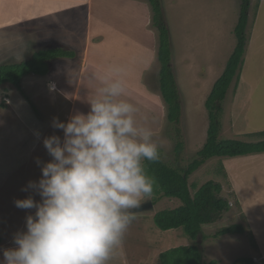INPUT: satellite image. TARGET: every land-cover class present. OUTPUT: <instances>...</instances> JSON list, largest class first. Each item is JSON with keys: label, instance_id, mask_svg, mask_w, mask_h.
<instances>
[{"label": "rangeland", "instance_id": "374dc122", "mask_svg": "<svg viewBox=\"0 0 264 264\" xmlns=\"http://www.w3.org/2000/svg\"><path fill=\"white\" fill-rule=\"evenodd\" d=\"M161 1L172 35V67L182 115L179 124L169 122L168 106L159 92L161 64L154 60L142 77L148 86L143 87L147 91L144 99L149 107L146 108L148 112L136 116V119L150 127L154 139L162 144V160L173 168L186 169L198 157L207 141L211 121L206 101L237 45L235 28L241 0ZM251 1L247 46L240 71L222 105L220 140L247 143L264 140L256 136L264 131V0ZM29 2L0 0V66L29 61L38 51L56 47L77 56L51 61L47 75L25 76L21 90L12 84L0 87V163L4 162L0 166L5 167L4 159L9 161L19 154H25L22 162L25 171L31 167L41 170L36 163L37 158L43 162L51 159L43 145L45 137L53 134L63 137L62 130L52 127L53 119L67 122L76 108V112L87 114L90 110L88 101L101 86L99 81L86 76L88 84L85 83L81 91L79 87V81L86 71L98 69L88 61L90 54L100 52L94 49L96 44L102 43L99 32L87 30V15L97 18L95 6H86L87 0L79 3L77 0H61L62 5H55L59 12L57 8L48 7L49 13L38 17L40 0L37 3L33 0L34 10L25 5H29ZM29 10L34 18L24 21ZM7 13H10L11 19L5 16ZM151 13L153 20L152 7ZM154 30L157 34V53L158 32ZM86 34L89 38L91 36L88 44L84 40ZM93 58L107 67L102 58ZM124 79L127 81V76L124 75ZM128 81L130 96V89L135 83L132 79ZM51 84L55 85L54 91L50 90ZM179 142L183 145L180 151L177 150ZM30 150H34L31 156ZM9 165L12 166L11 163ZM2 167L0 175L6 177ZM12 168L11 173V169L7 170L12 179L25 175L19 174L20 170H15L14 165ZM210 181L222 187L220 197L228 200L230 209L219 221L203 227L206 239L200 242V246L204 262L234 264L239 258L249 257L254 259V264H264V153L208 160L189 178L192 194ZM157 199L153 210L136 213L137 218L110 264H161L163 253L195 244L183 229L164 232L156 227L153 218L158 211L182 205L176 198L158 196ZM149 201H152V197L145 199L142 205H147ZM2 216L0 213V238L5 239L8 228ZM231 225L243 226L245 233L213 238L220 229Z\"/></svg>", "mask_w": 264, "mask_h": 264}, {"label": "clouds", "instance_id": "9594fccd", "mask_svg": "<svg viewBox=\"0 0 264 264\" xmlns=\"http://www.w3.org/2000/svg\"><path fill=\"white\" fill-rule=\"evenodd\" d=\"M125 73L119 65L92 73L101 86L87 114L53 119L63 137L43 139L51 159L37 158L42 175L22 189L40 200L30 194L14 201L35 212L26 216V231L15 234V247L3 250L0 264H110L117 255L157 183L145 161L162 158L153 130L136 119L138 106L123 98Z\"/></svg>", "mask_w": 264, "mask_h": 264}, {"label": "trees", "instance_id": "16d2710c", "mask_svg": "<svg viewBox=\"0 0 264 264\" xmlns=\"http://www.w3.org/2000/svg\"><path fill=\"white\" fill-rule=\"evenodd\" d=\"M153 10V27L158 32L159 49L158 59L161 64L160 93L168 106V120L172 124H179L182 107L181 99L172 67L171 34L165 19L161 0H148ZM251 0H241V11L238 24L235 28L237 45L227 61L222 76L216 81L206 101L209 110L210 126L204 148L198 157L186 169H176L166 164L162 158L159 162L145 161L149 175L156 178V185L152 194L155 205L159 198H176L182 205L171 210L158 211L154 224L161 231L183 229L185 234L195 242L194 245L171 249L161 255V264H206L200 242L206 239L203 227L219 221L223 214L230 209L228 200L220 197L222 187L212 181L196 190L192 194L189 178L208 160L214 157L235 158L264 153V140L257 143H247L236 140H220V118L223 112V102L234 78L240 71L245 54L248 36L249 10ZM73 52L62 48H50L34 54L33 58L19 64H4L0 66V86L12 84L21 90V82L27 75H47L50 71V62L59 58H74ZM264 138V131L256 134ZM182 144L179 142L177 150ZM162 153V151H161ZM156 201V202H154ZM245 229L241 225H231L220 229L213 235L217 239L227 235H243ZM253 258L237 259L234 264H254ZM210 264H215L211 262Z\"/></svg>", "mask_w": 264, "mask_h": 264}, {"label": "crops", "instance_id": "0c3cea01", "mask_svg": "<svg viewBox=\"0 0 264 264\" xmlns=\"http://www.w3.org/2000/svg\"><path fill=\"white\" fill-rule=\"evenodd\" d=\"M29 1V5L28 3L25 5H27V7L31 10H34L35 6H33V0ZM82 1L84 0H77V3ZM98 1L99 5L96 4ZM40 2L41 8L37 9L39 10V15H37L38 17L47 15L46 13H49L48 7L52 9L57 8V11L59 12L58 7L55 5H62L61 0H40ZM89 5L95 6L94 8L97 9L98 15L97 18L87 15V30L94 29L96 32H99L102 43H97L96 47H94L95 50L98 49L100 52L90 54L88 58V61L94 66H97L98 69L95 68L94 70L86 71L82 79L79 81L80 91L82 89L81 87L85 83L89 82L88 78L87 82L85 81L86 76L92 77V73L104 72L113 65L124 66L126 69L125 76H127L126 82H129L128 79H132L134 81L133 83H135V86L131 87L130 96L129 89L127 88L126 95L123 98H130L129 101L135 103L139 108L136 116H142L148 112L147 109L149 108L144 99V95L147 94V91L143 88L148 86L142 77L145 75V72L148 71L149 67L151 68V64L154 62V60L159 63L158 52H155V39L157 34L154 30L155 28L153 27L151 6L149 1L87 0L86 6ZM31 10H29V15L24 19V21H29L30 19L34 18L32 17L33 13ZM5 16L11 19L10 13L5 14ZM84 40H87L88 44V42L91 41V36L89 38L86 34ZM74 55V58H76L77 55L75 53ZM93 57L102 58L106 62L107 67H104L99 62H95ZM139 88L142 91L139 90ZM76 99V102H78L79 99ZM76 109L73 110L71 115L76 113ZM28 152L30 155L34 152V150H30ZM24 155L25 154H19L18 156L13 157V159H9V161H7L8 159H4L5 167L0 166L3 169V174L4 170L6 171V177L2 174L0 175V213L3 215L2 221L5 222V225L8 228L7 237L5 239L0 238V260L3 259L4 249L15 247L13 242L15 234L19 231H26V216L28 214H34L35 212V209L22 210L17 208L14 201L16 199H24L30 194L34 195L37 201L40 200L39 195H36L34 192L22 191L29 181H38L42 175V172L38 167H36V169H34V167H31L30 169L26 168V171L23 169L22 162H24L23 160L26 158ZM3 163H0V165H3ZM9 163H11L12 166L14 165L15 170L17 168L20 170L18 172L19 174L21 173L25 175L20 179L19 177L16 179L9 177L7 170L11 169L10 173L13 171V168L9 165Z\"/></svg>", "mask_w": 264, "mask_h": 264}, {"label": "water", "instance_id": "95a60500", "mask_svg": "<svg viewBox=\"0 0 264 264\" xmlns=\"http://www.w3.org/2000/svg\"><path fill=\"white\" fill-rule=\"evenodd\" d=\"M145 209H151V210H153V209H154V205H153V203H152L151 201H149V202L147 203V205H142V206H140V208L137 209L136 211H137V212H138V211H143V210H145Z\"/></svg>", "mask_w": 264, "mask_h": 264}]
</instances>
